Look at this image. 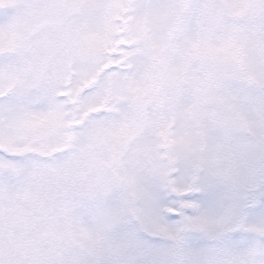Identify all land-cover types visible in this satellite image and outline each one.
<instances>
[{
  "label": "snow or ice",
  "instance_id": "6c2138e0",
  "mask_svg": "<svg viewBox=\"0 0 264 264\" xmlns=\"http://www.w3.org/2000/svg\"><path fill=\"white\" fill-rule=\"evenodd\" d=\"M0 264H264V0H0Z\"/></svg>",
  "mask_w": 264,
  "mask_h": 264
}]
</instances>
